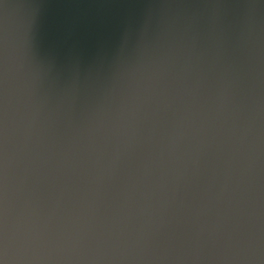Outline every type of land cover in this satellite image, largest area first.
I'll use <instances>...</instances> for the list:
<instances>
[{"label": "water", "instance_id": "95a60500", "mask_svg": "<svg viewBox=\"0 0 264 264\" xmlns=\"http://www.w3.org/2000/svg\"><path fill=\"white\" fill-rule=\"evenodd\" d=\"M0 264H264V0H0Z\"/></svg>", "mask_w": 264, "mask_h": 264}]
</instances>
